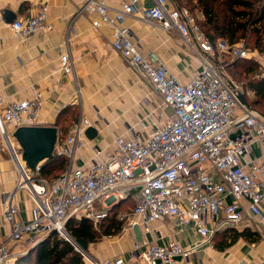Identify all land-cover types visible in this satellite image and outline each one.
<instances>
[{
  "label": "built area",
  "instance_id": "obj_1",
  "mask_svg": "<svg viewBox=\"0 0 264 264\" xmlns=\"http://www.w3.org/2000/svg\"><path fill=\"white\" fill-rule=\"evenodd\" d=\"M154 1L140 8L138 0H129L113 9L104 0H85L79 10L94 15L93 26H111L114 49L172 109L167 122L147 138L119 135L111 149L96 150L86 166H74L77 146L92 126L90 120L80 119L55 149V155L68 159V167L51 181L41 175L42 163L33 169L26 165L21 146L13 137L18 127L36 120L42 93L5 105L0 98V134L17 165V189L27 190L33 200L30 219L24 221L14 197L4 198L9 233L0 242V264L13 260L11 244L25 241L27 248L53 230L67 238L66 224L72 217L90 219L98 226L112 207L131 197L135 201L131 213L122 210L118 218L127 220L125 231L139 225L142 235L151 232L157 221L173 220L190 227L206 242L218 231L243 229L255 220L264 222V118L241 102L240 94L252 92L231 79L217 58L226 51L250 58L248 40L233 45L224 39L213 41L188 8L174 0ZM131 15L179 33L198 54L202 69L190 81L181 82L161 61L144 55L131 29L124 25ZM12 28L23 37H31L48 33L53 23L44 6L16 20ZM60 60L66 73L73 72L69 51ZM258 143L263 148L259 155L254 152ZM74 245L86 264H133L123 255L99 260ZM197 246L178 242L160 245L143 236L142 241H135L134 251L138 264H182Z\"/></svg>",
  "mask_w": 264,
  "mask_h": 264
},
{
  "label": "crops",
  "instance_id": "obj_2",
  "mask_svg": "<svg viewBox=\"0 0 264 264\" xmlns=\"http://www.w3.org/2000/svg\"><path fill=\"white\" fill-rule=\"evenodd\" d=\"M104 1L113 9H119L129 0ZM84 2L0 0V98L5 105L12 100L30 99L37 92L42 93V106L31 125L56 126L59 136L55 149L71 135L74 121L90 120L97 135L89 138L85 131L76 149L74 166H86L96 150L111 149L119 135L147 138V129L139 130L152 125V121L143 119V111H149L150 107L145 109V105L138 104V101L144 96L152 105L157 104L159 98L164 101L135 72L142 83L137 81L134 70L125 65L112 45L111 26L95 27L92 24L94 15L79 12ZM154 3V0H138L140 8ZM174 3L177 4L175 0ZM44 6L53 23L51 31L23 37L13 30L12 24L16 20L30 16ZM196 17L202 20L203 15L198 13ZM124 25L131 29L141 52L161 61L177 80L188 82L202 69L198 54L188 47L179 33L146 22L138 15L126 17ZM67 51L74 61L71 73L61 67V56ZM68 106L77 112V119L63 115L60 125H56L60 112ZM167 111L171 113L172 109L169 107ZM262 151V146L255 144V154ZM46 160L40 163L44 164ZM18 177L17 165L8 148L0 147V242H4L9 233L4 219L5 197H14L24 221L31 216L33 200L27 190L17 189ZM130 199L123 206H129L134 198ZM246 227L259 232L260 240L249 242L241 238L224 251L218 250L210 241L204 242L190 227L173 220L153 223L151 232L143 236L160 245L171 242L183 246L198 245L196 252L189 260H182V264H264V222L255 220ZM136 240L133 229L127 230L122 237L105 236L99 242L89 243L88 251L99 260L123 255L127 261L138 264V253L134 251ZM17 245H10L12 252L20 250Z\"/></svg>",
  "mask_w": 264,
  "mask_h": 264
},
{
  "label": "trees",
  "instance_id": "obj_3",
  "mask_svg": "<svg viewBox=\"0 0 264 264\" xmlns=\"http://www.w3.org/2000/svg\"><path fill=\"white\" fill-rule=\"evenodd\" d=\"M181 1L183 0H175L178 6L188 8ZM189 1L191 7L188 9L192 13V10L196 9L203 15L202 20L198 21L213 41L224 39L228 44L233 45L242 39H247L248 46L252 43L254 50L264 54V0ZM235 67L242 68L241 71L235 70L234 74L239 78L244 75L243 85L246 90L252 92L251 95L245 94L246 100L253 109L264 114V71L259 61L239 58L232 63L231 68ZM76 114L71 106L66 107L60 112L56 125H60L63 115H72L77 119ZM64 120L66 121L67 117ZM67 167L66 157L53 155L43 164L41 175L53 181L64 173ZM129 201L130 198L112 207L109 216L98 226L90 219L72 217L66 224V231L73 240H86L88 244L99 242L105 236L118 235L123 230V221L118 218V214L122 210L133 209L130 205L123 206ZM132 201L135 203L134 199ZM241 238L249 242H257L261 236L250 227L229 228L215 233L212 240L218 250L224 251ZM11 264H86V262L73 242L54 232L17 255Z\"/></svg>",
  "mask_w": 264,
  "mask_h": 264
},
{
  "label": "water",
  "instance_id": "obj_4",
  "mask_svg": "<svg viewBox=\"0 0 264 264\" xmlns=\"http://www.w3.org/2000/svg\"><path fill=\"white\" fill-rule=\"evenodd\" d=\"M239 98L243 104L250 107V104L248 103L243 94H240ZM258 114L264 118V114L259 112ZM86 134L89 138H94L97 135V130L91 126L87 128ZM58 136V128L52 125H25L18 127L13 133V137L19 143L23 150V159L25 160L26 165L30 169H33L37 163L44 161L54 155ZM133 231L136 235V239L138 241H142L143 235L139 225H135L133 227ZM54 232L55 230H53L51 233ZM67 239L72 240L74 244L80 246L83 250H88V241H75L69 235L67 236ZM12 262L13 261L9 262L8 264H11Z\"/></svg>",
  "mask_w": 264,
  "mask_h": 264
},
{
  "label": "rangeland",
  "instance_id": "obj_5",
  "mask_svg": "<svg viewBox=\"0 0 264 264\" xmlns=\"http://www.w3.org/2000/svg\"><path fill=\"white\" fill-rule=\"evenodd\" d=\"M181 3L183 5H187L188 8L191 7V2L189 0H183V1H181ZM192 11H193L194 15H197L199 13L196 9H193ZM249 48H250V51H251L252 55L248 59H254V60L259 61L260 65L262 66V70L264 71V54H260L257 50H254L252 43L249 46ZM217 58L222 62V65L225 67V72L231 77V79H233L236 82H239L240 84H243V82L245 81L244 75L239 78V77H237L234 74L235 70L241 71L242 68L241 67H239V68H236V67L235 68H231L232 63L235 62V61H238L239 58L234 56L229 51L220 53ZM124 63L129 69H132L125 61H124ZM133 72H134V76L137 78V81L142 83V81H141L142 79H140L137 76V74H135V71H133ZM220 72L224 73V70H222ZM159 99H160V101L156 102L157 104H155V105H152L150 103V101L148 100L147 96L142 97L138 101V104L145 105L144 106L145 109H147L146 106L150 107L149 111H143V114H144L143 115V119H147L148 121H152V125H148L147 127H142V128H140L141 130H139V132H143L144 129H147V132H148L146 134L147 136H149L152 133L154 127L164 125L167 122V120L170 117V115H171V113H169L167 111V109L169 110V106L166 105L165 102L161 100V98H159ZM158 103H159V105H158ZM6 145L7 144L4 142L3 137L0 134V147L3 146L4 148H7ZM130 206H131V208H133V206H134L133 202L130 203ZM131 208H127V209H131ZM128 213H131V210H128ZM126 221L127 220H123V230H122V232L120 234L112 236V237L119 238V237H122L125 234V232H127V230L125 231V228H124V225L126 224ZM216 241H218V238H216ZM210 242H212V244L215 245L214 240H211ZM25 245H26L25 241L18 242L17 247L18 248L20 247V250L17 253L16 252L15 253L12 252V255L14 256L13 260L16 258L17 255L23 253L28 247L32 246V245H29L27 248H25ZM11 251H12V249H11ZM13 260H11V261H13Z\"/></svg>",
  "mask_w": 264,
  "mask_h": 264
}]
</instances>
